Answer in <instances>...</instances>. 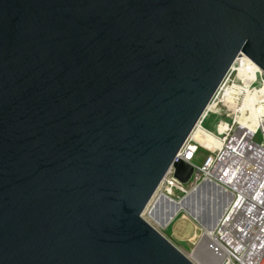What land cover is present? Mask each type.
Returning <instances> with one entry per match:
<instances>
[{
	"label": "water",
	"instance_id": "1",
	"mask_svg": "<svg viewBox=\"0 0 264 264\" xmlns=\"http://www.w3.org/2000/svg\"><path fill=\"white\" fill-rule=\"evenodd\" d=\"M241 55L264 0H0V264H195L142 213Z\"/></svg>",
	"mask_w": 264,
	"mask_h": 264
},
{
	"label": "built area",
	"instance_id": "2",
	"mask_svg": "<svg viewBox=\"0 0 264 264\" xmlns=\"http://www.w3.org/2000/svg\"><path fill=\"white\" fill-rule=\"evenodd\" d=\"M235 62L176 155L194 165L188 182L179 183L172 176V168L162 181L183 194L186 185L192 189L204 180L224 187L232 200L211 233L212 244L223 256L221 264H264V116L253 128L248 127L238 119L249 106L246 98H218ZM257 72L263 87L262 71ZM252 103L250 106L260 104L264 108V98H253ZM212 114L220 117L215 121L216 132L202 126ZM196 131L212 141L198 139ZM258 132L259 140L255 139ZM200 149L208 154L195 163Z\"/></svg>",
	"mask_w": 264,
	"mask_h": 264
},
{
	"label": "rangeland",
	"instance_id": "3",
	"mask_svg": "<svg viewBox=\"0 0 264 264\" xmlns=\"http://www.w3.org/2000/svg\"><path fill=\"white\" fill-rule=\"evenodd\" d=\"M238 66L239 61H236L230 77L227 80L226 84L223 86V90L220 91L218 98H224L223 95L225 88L232 87L233 85L240 86L243 89H246V91L248 90L251 93V98H263V96L258 92V90L262 88L261 75L258 72H255V76L251 78V75H248L247 71L239 69ZM233 96L235 98H243L244 94ZM259 106L264 110L262 105ZM260 116H264V113L261 112ZM217 119H220V117L216 114L210 115L203 121V128L212 132H216L215 121ZM255 139H261L260 132L257 133ZM207 154L208 153L205 150L200 149L197 157L194 160L195 163H200L207 156ZM190 187V184H188L184 188L189 191L191 189ZM160 194L167 195L176 201L184 195L180 191L174 190L173 187L166 186L165 182L162 181L159 184L154 196L150 200L151 202H149L146 209L142 213V216L151 224H153L167 239H169L195 264L198 263L193 260L191 256L192 253L198 255L201 254L200 256L208 260L215 258L216 256L217 258H219L216 263L221 264L223 258L222 253H220V251H218L214 247L210 237L204 236L203 228L183 210H180L176 215H174L171 221L165 226L158 225L154 221L152 222V219L150 220V218L148 217V211L152 207L155 199H157Z\"/></svg>",
	"mask_w": 264,
	"mask_h": 264
},
{
	"label": "bare ground",
	"instance_id": "4",
	"mask_svg": "<svg viewBox=\"0 0 264 264\" xmlns=\"http://www.w3.org/2000/svg\"><path fill=\"white\" fill-rule=\"evenodd\" d=\"M237 61H239L238 68L247 71L248 75H251V78H253L255 76V72L259 71L260 69L254 62H252L245 55L239 56L237 58ZM258 92L264 98V86L261 89H259ZM242 94H244L243 98L247 99L249 106L244 113L238 116V119L240 122H242V124H245L246 126L253 128L255 125H257V122L261 119L260 113L261 112L264 113V110L259 106L260 104L256 106H250V104L251 105L253 104L252 103L253 98H251L250 95L251 93L248 90L245 91L240 86L233 85L232 87L225 88L223 96L224 98H235L233 95H242ZM196 137L198 139L200 138L202 140H205V143L212 141V139L208 135L203 134L200 131H196ZM205 181L206 180L202 181V183L204 184L200 183L196 185L194 188H192L190 190L191 192L187 191L186 193L189 194L183 200V203L179 202L178 204H174L169 199L167 200V198L165 197L167 195L160 194L158 198L155 199V201L152 204V207L148 211V217L150 218V220L152 219V222L154 221L158 225L165 226L180 210H183L187 215L190 216V214L186 212V210L193 209L196 214L200 213L201 215L204 214L209 217H211L213 213L217 212L219 208L221 210L222 207L220 206L219 193L217 192L216 189H213L212 187L208 186ZM166 186H171V185H166ZM177 208L179 209L177 210ZM171 209H173L172 211L173 215L168 214ZM190 217L194 219L192 216ZM218 218L219 217L216 216L215 220L211 221L209 225H203V226L200 225L204 230L205 237L207 236L210 237L211 239V233L217 224ZM200 255L195 253L194 254L192 253L191 255L193 260L198 264H217L216 262L219 259L215 256V258L208 260Z\"/></svg>",
	"mask_w": 264,
	"mask_h": 264
}]
</instances>
